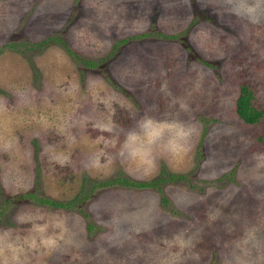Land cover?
Returning a JSON list of instances; mask_svg holds the SVG:
<instances>
[{"label": "rangeland", "instance_id": "rangeland-1", "mask_svg": "<svg viewBox=\"0 0 264 264\" xmlns=\"http://www.w3.org/2000/svg\"><path fill=\"white\" fill-rule=\"evenodd\" d=\"M243 4L0 0V264H264V8Z\"/></svg>", "mask_w": 264, "mask_h": 264}, {"label": "trees", "instance_id": "trees-1", "mask_svg": "<svg viewBox=\"0 0 264 264\" xmlns=\"http://www.w3.org/2000/svg\"><path fill=\"white\" fill-rule=\"evenodd\" d=\"M47 42L55 41L60 42L63 48L70 54L76 61H79L86 67H91L94 63L91 60H82L76 57L64 44V42L59 39L58 37H48ZM41 44V43H40ZM8 46L12 47L13 45L8 43ZM252 93L246 86H240L238 88V94L234 101V112L238 116V118L244 122L245 124H254L260 117L261 112L253 107L251 104ZM182 176L172 175V174H165V177L158 178V179H151L149 181H137L133 179H128L125 177L117 176L115 178H109L104 181L96 183L97 187H104V186H112L114 184H120L124 187H134V188H147V187H156L158 188V184L165 181V180H175L176 178H181ZM27 197L36 200L41 204H47L54 207L63 206L61 203L52 201L50 199H42V198H35L32 194L27 193Z\"/></svg>", "mask_w": 264, "mask_h": 264}, {"label": "clouds", "instance_id": "clouds-1", "mask_svg": "<svg viewBox=\"0 0 264 264\" xmlns=\"http://www.w3.org/2000/svg\"><path fill=\"white\" fill-rule=\"evenodd\" d=\"M261 8H264V0H244L242 11L245 16L250 18L257 14ZM146 123H151V121H146ZM169 127L172 129L178 142L186 140L191 135V130L181 122H175L173 125H169ZM49 243L55 244V241L50 240Z\"/></svg>", "mask_w": 264, "mask_h": 264}]
</instances>
